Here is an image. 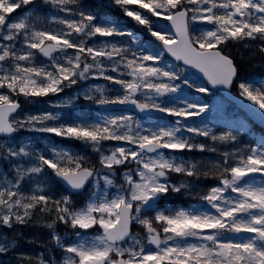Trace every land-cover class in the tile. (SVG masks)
Returning <instances> with one entry per match:
<instances>
[{"label": "snow or ice", "instance_id": "6c2138e0", "mask_svg": "<svg viewBox=\"0 0 264 264\" xmlns=\"http://www.w3.org/2000/svg\"><path fill=\"white\" fill-rule=\"evenodd\" d=\"M0 264H264V0H0Z\"/></svg>", "mask_w": 264, "mask_h": 264}]
</instances>
